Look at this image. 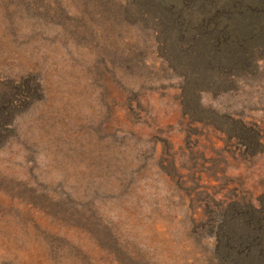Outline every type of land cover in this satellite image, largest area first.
<instances>
[{
    "label": "rangeland",
    "instance_id": "1",
    "mask_svg": "<svg viewBox=\"0 0 264 264\" xmlns=\"http://www.w3.org/2000/svg\"><path fill=\"white\" fill-rule=\"evenodd\" d=\"M0 264H264V0H0Z\"/></svg>",
    "mask_w": 264,
    "mask_h": 264
}]
</instances>
